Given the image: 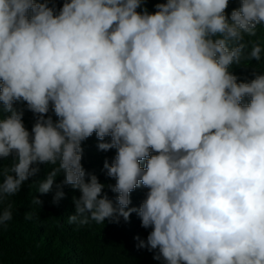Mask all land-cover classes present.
Returning a JSON list of instances; mask_svg holds the SVG:
<instances>
[{
    "label": "clouds",
    "instance_id": "obj_1",
    "mask_svg": "<svg viewBox=\"0 0 264 264\" xmlns=\"http://www.w3.org/2000/svg\"><path fill=\"white\" fill-rule=\"evenodd\" d=\"M144 4L0 0V161H11L0 168V229L14 215L5 201L40 164H58L37 191L49 193L63 171L62 184L81 193L70 224L135 212L152 229L135 237L137 248L164 264H264V74L238 83L230 71L261 60L245 36L264 25V0H240L230 17L229 0H166L138 12ZM20 101L35 117L31 132ZM93 133L99 150L116 149L103 166L116 180L115 206L81 163ZM140 186L146 199L130 208Z\"/></svg>",
    "mask_w": 264,
    "mask_h": 264
},
{
    "label": "trees",
    "instance_id": "obj_2",
    "mask_svg": "<svg viewBox=\"0 0 264 264\" xmlns=\"http://www.w3.org/2000/svg\"><path fill=\"white\" fill-rule=\"evenodd\" d=\"M163 2L166 0H145V4L137 11L146 7L149 13H155V5ZM62 4L63 0H57L58 9ZM239 7L240 0H229L227 15L230 17L232 10ZM245 41L249 42L248 51H251L253 44H260L261 60H242L239 65H232L230 71L238 77V83L254 79V70L258 74H264V25L257 27L256 36H245ZM248 102L250 98L246 97L243 103ZM14 107L23 110L24 125L31 132L35 117L27 109L26 102H17ZM47 115H51L54 122L58 119L51 110ZM110 139L106 137L103 142H110ZM100 142L102 141L97 139L95 133L82 142L81 163L86 173L96 175L99 182L105 185L102 195L107 194L115 206L118 194L113 193L108 186H114L116 180L107 176V170L103 166L105 160L111 164L116 149L101 151L97 147ZM140 163L141 167H145V161ZM10 164V160L0 161V168H7ZM55 167L58 164H40L39 173L25 182L18 194L5 201V206L9 202L12 204L14 215L7 227L0 229V264H164L162 260L153 259L154 252L137 248L138 241L135 237L146 240L152 229L143 228L135 212L128 221L120 217L118 223L106 219L102 224L92 222L80 227L70 224L68 216L75 214L76 210L74 198L79 199L81 193L71 185L62 184L64 172L61 171L55 177L49 193L41 194L37 191L38 182L46 180ZM57 185L62 187L58 189ZM57 191L64 192L58 205L53 203ZM147 192V188L137 187L130 194L129 207L139 208L146 199ZM35 197L42 201L40 206L33 203ZM30 214L32 218L27 219Z\"/></svg>",
    "mask_w": 264,
    "mask_h": 264
}]
</instances>
